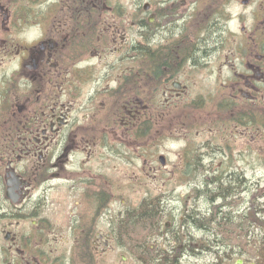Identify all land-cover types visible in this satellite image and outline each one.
<instances>
[{"label": "flooded vegetation", "instance_id": "flooded-vegetation-1", "mask_svg": "<svg viewBox=\"0 0 264 264\" xmlns=\"http://www.w3.org/2000/svg\"><path fill=\"white\" fill-rule=\"evenodd\" d=\"M263 165L264 0H0V264H264Z\"/></svg>", "mask_w": 264, "mask_h": 264}, {"label": "rangeland", "instance_id": "rangeland-1", "mask_svg": "<svg viewBox=\"0 0 264 264\" xmlns=\"http://www.w3.org/2000/svg\"><path fill=\"white\" fill-rule=\"evenodd\" d=\"M239 11V9L237 8ZM187 111H183L181 114V117H186ZM191 135V134H190ZM181 136L176 137L174 139L166 138L163 141V147H161L160 152L167 158L168 165L172 166L177 164L178 158H177V152L180 151L184 145L181 142ZM158 151V150H157ZM262 170L264 171V165L262 166ZM207 259L204 257H192L191 260L186 259L184 261V264H198L201 262L206 261Z\"/></svg>", "mask_w": 264, "mask_h": 264}, {"label": "bare ground", "instance_id": "bare-ground-1", "mask_svg": "<svg viewBox=\"0 0 264 264\" xmlns=\"http://www.w3.org/2000/svg\"><path fill=\"white\" fill-rule=\"evenodd\" d=\"M259 231V230H258Z\"/></svg>", "mask_w": 264, "mask_h": 264}, {"label": "water", "instance_id": "water-1", "mask_svg": "<svg viewBox=\"0 0 264 264\" xmlns=\"http://www.w3.org/2000/svg\"><path fill=\"white\" fill-rule=\"evenodd\" d=\"M164 159V158H163Z\"/></svg>", "mask_w": 264, "mask_h": 264}]
</instances>
